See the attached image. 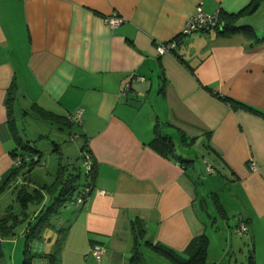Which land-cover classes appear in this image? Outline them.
<instances>
[{
	"label": "crops",
	"instance_id": "0c3cea01",
	"mask_svg": "<svg viewBox=\"0 0 264 264\" xmlns=\"http://www.w3.org/2000/svg\"><path fill=\"white\" fill-rule=\"evenodd\" d=\"M249 1L0 0V188L13 184L12 152L24 143L17 99L36 114L81 109L78 129L96 161L86 202L58 220L68 226L60 264H132L136 219L145 229L140 247L152 250L148 240L187 255L204 233L207 264L221 263L210 255L213 243L238 251L240 264H264V0L240 12ZM199 5L238 13L237 24L250 25L256 38L215 29L182 34ZM114 13L122 20L110 26ZM164 41L175 46L159 54ZM155 127L180 146L179 158L150 144ZM195 144L206 153L202 174H217L207 185L195 161L183 158ZM206 195L218 213L212 221ZM237 216L247 233L235 231ZM46 235L35 252L52 250L55 232ZM94 242L106 250L100 260L90 253Z\"/></svg>",
	"mask_w": 264,
	"mask_h": 264
},
{
	"label": "trees",
	"instance_id": "16d2710c",
	"mask_svg": "<svg viewBox=\"0 0 264 264\" xmlns=\"http://www.w3.org/2000/svg\"><path fill=\"white\" fill-rule=\"evenodd\" d=\"M258 4L259 0H250L240 12H253ZM218 13L222 23L221 25L215 26L217 34L229 35L236 31H242L248 36L256 38L255 32L250 25L237 24L238 13H228L221 9H218ZM207 30L208 29L199 31ZM222 98L227 99L234 106L251 108L240 101L228 97ZM253 110L256 111L255 109ZM60 117L69 127L80 123V121L73 122L67 119L66 116ZM154 133L155 136L150 141V144L154 148L163 154L180 157L176 154V148L169 136L161 134L160 129L157 127L154 129ZM82 136L84 140L79 148L78 156L80 161H82V165L71 164V166L67 167L59 164V168L50 183L39 184L33 182L34 184H31L29 187V182L26 180L31 178L29 174L40 161V153L36 149L30 147L25 142L18 141L16 148L12 152L13 159L17 155H27L28 158L23 159L24 157H22V163L20 165H14L12 163L10 182H13V184L9 189L14 193L18 206L17 209L13 210L8 208L5 209L4 212H0V240L5 237H12L15 231L14 227L18 223H25L24 234L26 237V248L24 250L23 264H33V260L36 257L47 258L49 264H60L58 254L65 230L68 226L64 224L65 220L58 225L55 219H61V213L68 204L76 207L86 202L85 197L93 188L96 174V161L89 148L88 138L85 134H82ZM34 157L36 158L34 159ZM88 166L90 168H88ZM16 177L18 178L17 181H15ZM8 185L9 182L2 186L0 192L7 189ZM79 198L82 200L78 201ZM138 222L139 220L136 219L131 223L134 242L130 261L132 264H146L139 250L141 240L144 239L145 229ZM50 230L55 232L56 241L52 250L33 252L30 248L32 241L43 239L47 241L49 236L46 235V232ZM95 244L100 243L94 242L91 246ZM144 244L154 252L165 256L171 264H207L208 237L204 233L191 239L185 249L187 255H182L162 243H154L145 240ZM1 253L0 247V254Z\"/></svg>",
	"mask_w": 264,
	"mask_h": 264
},
{
	"label": "rangeland",
	"instance_id": "374dc122",
	"mask_svg": "<svg viewBox=\"0 0 264 264\" xmlns=\"http://www.w3.org/2000/svg\"><path fill=\"white\" fill-rule=\"evenodd\" d=\"M28 110V113H23V111ZM40 116H39V115ZM45 115V117H43ZM14 116L15 124L19 135L22 137L24 142L30 147L36 149L40 153V161L31 173L29 174L31 178L26 179L29 182V187L31 184L39 183H50L59 168V164L63 166H71V164L82 165V161L79 159V148L83 144V136L78 129V125L74 124L71 127L67 126L61 115H51V114H40L34 113L23 100L16 101L14 106ZM74 137H71L72 135ZM177 152H180V146H177ZM185 153V152H184ZM206 153L202 147L198 144L191 146V151L185 153V157L190 160H194L196 168L200 171V183L201 180L207 185L209 180L207 179L210 175L216 176L217 174H202V160ZM83 170V169H82ZM83 173V171H82ZM213 180V179H211ZM202 184V183H201ZM200 184V186H201ZM203 185V184H202ZM219 192V191H218ZM220 197L226 199L225 190H220ZM206 202L209 205L206 210L210 214V221L216 216L217 211L211 203V200L206 195ZM17 201L14 193L7 189L5 192L0 194V212H4L5 209H17ZM74 207L68 204L61 213V218L66 219L73 213ZM217 218V217H216ZM223 217L218 215V220L222 221ZM229 219H233L231 214H229ZM58 223L59 221L55 219ZM231 223V222H230ZM14 235L12 237H5L0 240V247L2 253L0 254V264H23L24 250L26 248V237L24 234L25 223H18L14 227ZM47 233V232H46ZM55 238L53 240V245L55 244ZM46 240H34L32 241L30 248L35 252L36 246L45 244ZM212 247L211 256L215 257V260H221L220 264H240L241 258L238 251L222 250L220 245L216 246L215 243L210 244ZM209 247V245H208ZM141 253L146 264H163L159 263V259H164L158 253L141 246ZM209 249V248H208ZM221 253L223 257H221ZM165 257V256H164ZM218 257V259H217ZM207 258V257H206ZM222 258V259H221ZM37 260L40 258L36 257L33 260V264H36ZM165 260V259H164ZM163 260V261H164ZM166 261V260H165ZM40 264V262H37ZM167 263V262H165Z\"/></svg>",
	"mask_w": 264,
	"mask_h": 264
},
{
	"label": "built area",
	"instance_id": "2783aa9c",
	"mask_svg": "<svg viewBox=\"0 0 264 264\" xmlns=\"http://www.w3.org/2000/svg\"><path fill=\"white\" fill-rule=\"evenodd\" d=\"M121 20L122 18L119 17L115 13L113 15H110L107 18V22L109 23L110 26L117 25ZM221 23L222 21L219 18L218 9L214 12H207L199 5L197 6L195 12H193L187 18L184 24V27L182 28V33L188 34L193 31H199V30H205V29H208V30L215 29V26L221 25ZM174 46H175V43L173 41H164V42H158L156 44V49L159 54H163L165 52L172 50ZM67 119L73 122L81 121V109H77L74 113L68 115ZM74 136L75 135L73 134L71 137H74ZM22 157H24L23 159L28 158L27 155H17L13 159V164L20 165L22 163ZM35 158L36 157H34V159ZM251 165H254L253 161L251 162ZM88 168L90 167L88 166ZM205 171L207 173H212L214 171V168L212 167L211 164L207 163L205 165ZM85 192H86V189H85ZM98 193L103 194L104 190L99 189ZM87 197H88V194L85 197L86 200H87ZM81 200H82L81 198L78 199V201H81ZM235 221H236L235 231L239 234L247 233L248 228H247L245 221L239 216L235 217ZM90 252L97 260H100L105 255L106 250L101 244H95L91 246Z\"/></svg>",
	"mask_w": 264,
	"mask_h": 264
},
{
	"label": "water",
	"instance_id": "95a60500",
	"mask_svg": "<svg viewBox=\"0 0 264 264\" xmlns=\"http://www.w3.org/2000/svg\"><path fill=\"white\" fill-rule=\"evenodd\" d=\"M17 180H18V178L15 179V181H17Z\"/></svg>",
	"mask_w": 264,
	"mask_h": 264
}]
</instances>
